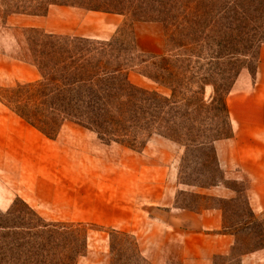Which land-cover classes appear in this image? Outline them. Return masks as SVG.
I'll return each instance as SVG.
<instances>
[{
	"label": "rangeland",
	"instance_id": "obj_1",
	"mask_svg": "<svg viewBox=\"0 0 264 264\" xmlns=\"http://www.w3.org/2000/svg\"><path fill=\"white\" fill-rule=\"evenodd\" d=\"M32 1L0 0V101L17 116H19L17 113H21L30 122L45 128L50 136L56 139L61 132L69 133L67 128H85L77 124L76 120H65L62 124L61 118L56 120L57 125L54 124L51 119L56 114L51 111V105L48 102L45 106V103H41L45 94L41 91L52 90L54 83L50 79L60 76L59 64L55 63V58L61 47L65 50L64 56L76 58H91L101 52L111 58V64L124 68V72L128 70L129 81L132 84L156 90L163 95H171L172 91L148 79L144 73L156 76L161 82L167 75L163 56L170 55L173 74L169 77L171 80L169 84L174 89L172 101H182L178 106L180 108L178 111L182 115L178 116L176 122L181 123L182 116L186 113V136L179 134L174 137L175 142L157 132L151 135L139 133L135 143L139 151L136 152L142 153L152 139L174 144V147L170 148L159 143L156 158L160 164H164L167 157L170 160L172 155L178 158L176 161L178 185H182V188L189 187V192L179 189L175 206L196 210L210 207L222 209L226 227L224 231L235 236L236 245L227 256H216L214 264H242L243 255L264 250V218L252 211L245 183L224 182L234 191V197L230 199H216L191 192V189H209L224 181L222 170L212 159L211 147L199 148L192 144V140H201L205 135L210 140L213 137L223 140L232 136L229 111H225L223 107V98L227 100L230 92L225 97V91L212 101V86L203 89L204 78L211 68L210 56H215L213 51H217V47L211 45L197 47L188 52L193 54L192 62L188 66L186 63L182 66L181 60L186 59V49H181L178 45L186 43V31L170 25L175 24L174 21H170V24L151 21L133 23L134 17L131 15L109 16L82 7L59 5L50 6L44 15L12 13L17 7L40 12L53 0ZM77 1L115 10H131L141 2V0H100L98 3ZM162 1L167 3L173 0ZM224 1L230 6L246 2ZM252 14L254 17L247 20L246 28L254 27L258 32H264V6ZM162 16L164 18V15ZM28 20H33L32 24H28ZM100 45H105L104 50L95 52L93 47ZM260 49L257 52V59L252 57L247 63L248 68L241 69L246 64L245 59L244 64L238 66L236 70L240 73L235 81L243 72L255 75ZM255 53L254 50V56ZM226 64L227 61L222 60L219 65L214 64L212 69L218 72L219 68L227 67ZM230 76H233V73ZM38 83L41 84L25 88L29 84ZM45 99L48 100V97ZM178 111L166 108L162 114L167 119H172ZM23 121L30 125L25 119ZM47 124L52 125L46 127ZM93 133L96 142L109 151L112 165H116L121 150L126 147L116 142L106 143L101 139L114 137H103ZM123 134L131 136L128 133ZM132 138L133 136L123 137L127 143H131ZM213 143L211 146L214 147ZM143 155L146 156L144 153ZM208 156L211 160H208ZM153 213L158 214L160 218L166 217V211L162 209L157 211L154 208ZM158 240L160 245L151 257L146 254L145 240L118 228L71 222L65 215L51 209L44 208L39 211L31 209L19 198L15 199L9 211H0V264H183L173 257L177 252L176 247H166L165 240L162 241V238ZM166 252L172 256L166 258Z\"/></svg>",
	"mask_w": 264,
	"mask_h": 264
},
{
	"label": "crops",
	"instance_id": "obj_2",
	"mask_svg": "<svg viewBox=\"0 0 264 264\" xmlns=\"http://www.w3.org/2000/svg\"><path fill=\"white\" fill-rule=\"evenodd\" d=\"M226 103L232 136L214 143L224 181L191 192L230 199L234 191L224 182H243L252 211L264 218V45L255 75L241 73ZM67 129L48 138L0 101V211H9L19 198L31 209H51L71 222L118 228L145 240L151 257L162 238L166 247H176L173 257L183 264H214L216 256L234 248L222 209L175 206L178 190L189 192L178 185V158L167 157L164 164L156 158L159 143L174 144L152 139L142 153L124 148L112 165L93 132ZM241 262L264 264V250L243 255Z\"/></svg>",
	"mask_w": 264,
	"mask_h": 264
},
{
	"label": "trees",
	"instance_id": "obj_3",
	"mask_svg": "<svg viewBox=\"0 0 264 264\" xmlns=\"http://www.w3.org/2000/svg\"><path fill=\"white\" fill-rule=\"evenodd\" d=\"M26 1L33 2L32 0ZM86 1L98 3L100 0ZM263 2L264 0H246V2H238L230 6L224 0H173L167 3L162 0H141L131 10H115L111 7L102 8L96 4H81L77 0H53L48 2L40 12L17 7L12 13L44 15L50 6L59 5L82 7L108 14L131 15L134 17L133 23L151 21L170 24V21H174L175 24L170 25L186 31V43L178 45L179 48L186 49V59L181 60L182 66L185 63L188 66L192 62L193 54L188 52H192L197 47L204 48V46L211 45L218 49L213 51L215 56H210L211 68L203 81V89L206 86H212L211 99L213 101L225 91V97L228 95L240 73L236 69L240 64H244V59L246 64L241 69L249 67L247 63L252 57L257 59V52L264 45V32H258L254 27H246L247 20L254 17L252 12L260 11V8L264 6ZM145 14L158 16H144ZM224 21L231 23L225 24ZM93 48L97 52L104 50L105 45ZM64 52L65 50L61 47L55 58V63L59 64L60 76L50 79L54 83L53 89L41 91L45 92L44 100L41 103H45V106L48 102L51 105V111L56 114L51 119L54 124L57 125L56 120L59 118L62 119V124L65 120H76L77 124L100 136L114 137L106 140L101 138L104 142H116L134 151H139L135 146L139 133L151 135L153 132H157V134L164 135L175 142L174 137L179 134L186 136V113L183 114L181 123L176 122L179 119L178 116L182 115L178 111L180 110L178 106L182 101H172L174 89L169 84L171 82L169 77L173 74L172 63L169 60L171 59L170 55L163 56L166 61L164 70L167 75L161 82L156 76L144 73L148 79L172 91L171 95H163L156 90H148L132 84L129 81L128 70L124 72V68L118 65L114 66L111 64V58L101 52L91 58L64 56ZM222 60L227 61V67L219 68L218 72L214 71L213 65H219ZM232 73L233 76H230ZM40 84H29L25 88ZM47 97L48 100L45 99ZM223 107L225 111H228L225 98H223ZM166 108L178 112L172 116V119H167L162 114ZM158 113L159 116H157ZM17 114L32 127L53 139L45 128L30 122L23 114ZM47 125L46 127H51L52 124ZM123 133L133 136L131 143H127L123 139L124 136L130 138L131 136ZM219 139L221 138L213 137L210 140L205 135L201 140H192V144L199 148L210 146L213 153L212 159L218 165L215 149L211 145ZM208 160H211L209 156Z\"/></svg>",
	"mask_w": 264,
	"mask_h": 264
}]
</instances>
